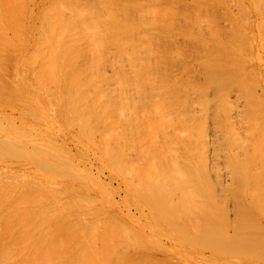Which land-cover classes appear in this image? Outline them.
<instances>
[{
  "label": "bare ground",
  "instance_id": "1",
  "mask_svg": "<svg viewBox=\"0 0 264 264\" xmlns=\"http://www.w3.org/2000/svg\"><path fill=\"white\" fill-rule=\"evenodd\" d=\"M32 1L0 0V97L15 104L32 122L49 128L53 122L46 121V116L58 119L56 123L63 133L72 134L80 151L77 157L70 156L52 136L48 137L50 134H42L43 128L30 121L16 125L1 110L0 153L27 159L31 164L28 182L35 184L13 196L11 192L27 180L13 171H3L15 177L0 174V211L16 215L22 205H27V218L35 216L31 224L18 222L21 217L11 214L17 225L0 221V232L4 231L0 233V264H197L175 252L164 253L161 236L147 237L136 221L127 223L112 214L108 188L90 173L93 167L81 165L86 156L92 158H86L91 163L97 161L99 171H107L120 181L126 197L138 209L146 208L159 224L176 231L183 242L208 249L209 259L226 264V259L242 262L246 258L264 264V249L259 251L264 237L246 235L248 229L251 233L262 231L260 225L264 223V194L260 195L264 192V133L256 131L250 116L262 115L264 122L263 111H247L249 122L248 115L243 118L247 127L252 125L246 128L249 155L243 152L245 156L240 157L239 150L247 145L237 142L234 127L233 132L228 130V157L225 154L223 159L228 160L231 181L228 186L219 181L220 172L225 170L219 172L225 149L221 115L227 110L223 98L230 88H245L244 94L251 96L247 91L250 82L239 77L242 62L236 60L242 51L241 40L235 39L240 31L235 29L234 43L227 38L230 44H222L214 34L204 33L206 28L198 31L201 21L186 11V1L181 0L185 4L176 10L172 0H44L36 13L29 9ZM251 2L258 10L257 0ZM33 14L35 20L29 26L36 28L37 35L31 39L26 34L30 29L27 19L31 23ZM209 89L215 97L214 115L210 112ZM260 103L254 106L261 108ZM209 114L215 119L221 115L217 121ZM209 120L214 123L212 130L221 136L220 143L215 135L208 145L207 134L214 136V132H207ZM13 136L28 145L11 143ZM212 145L213 158L208 155ZM32 163L36 167L33 171ZM210 172L219 183L208 177ZM67 179L82 184L84 190H72L71 184L64 183ZM246 181L251 185V196ZM214 184L221 191H216ZM89 186L106 195L101 205L105 203L107 208H96L97 198L89 193ZM6 189L9 197H4ZM58 193L67 199L61 203L55 200ZM245 194L250 196L246 195L248 203L243 199ZM228 200L233 204L234 222L229 224L234 223L233 229L226 220ZM29 202L45 210L41 207L43 213L41 208L36 212L37 205ZM9 206L13 211L6 209ZM53 215L59 223L52 221ZM49 219L52 225L56 223L54 227H41L37 232L43 224L47 226L45 221L50 225ZM242 246L250 249L242 252Z\"/></svg>",
  "mask_w": 264,
  "mask_h": 264
},
{
  "label": "rangeland",
  "instance_id": "2",
  "mask_svg": "<svg viewBox=\"0 0 264 264\" xmlns=\"http://www.w3.org/2000/svg\"><path fill=\"white\" fill-rule=\"evenodd\" d=\"M176 1H179V0H172V1H170L171 2V6L172 7H174L175 8V10L176 9H180V7L181 6H184V4L185 3H183V2H185L186 1V4H185V7H186V11H188V13H191V14H193V13H195L194 14V16L196 17V18H198V19H196L197 20V22L198 21H201L200 23H199V25H198V31L199 30H201V31H203V30H205V28H206V30H209V31H207L206 32V30L205 31H203L204 33H209L210 35H213L214 37H216V39L217 38H219V40L218 41H220L222 44H223V42L224 43H229L230 44V40L231 41H233V37H235L236 35V28L238 29V31H240V33H241V35H243V36H240V33L239 32H237V33H239V36H236L237 38H235V39H238L239 41L241 40V42H242V44L241 43H239L238 42V44L240 45L241 44V49H242V51H241V57L240 56H238L237 57V61H241L242 63H240L239 64V77L242 79L243 78V81H249L248 83V85H250V87L248 88L247 87V91H250L249 93L246 91L245 93H248V94H250L251 96H250V98L246 95V94H244V91L246 90L245 88V90L242 88V90L240 91V89H239V91L236 89V88H230V89H228L229 91H227L226 93H225V97L223 98V100L225 101L224 103H226V104H224V106H225V110H227V111H225L222 115L221 114H219L218 115V117L220 118V115H221V122L222 123H224L225 125L223 126V129H224V131L225 132H223V134H222V139H223V142H224V147H225V149L223 148V151H224V154H223V152H222V163H223V168H222V163H221V169H220V167H219V172L220 171H222V169H225V170H223V171H225V173L222 171V172H220V173H222L221 174V180L219 179V181L221 182V185H225V186H228V184H230V168H229V166L228 165H226V164H228L227 162H228V160H226V158H225V156H227V154H228V147H226V144L228 143L229 144V142H230V138H229V134H227V133H229L228 132V130H230V129H232L231 131L233 132L234 130V128L236 129L233 133H234V136H235V134H236V136H235V138L238 140L237 142L240 144V145H244V142H245V144L247 145V146H243L242 148H243V150L245 149V151H243L242 149L241 150H239V154H240V157H243V156H245V154L244 153H246L247 155H249V150L251 151V148L248 146V135H247V133H246V128H248L249 126H252V125H249L248 127L245 125L246 124V119H243V118H245V114L246 115H248L249 116V112L247 113V111H259V110H261V111H263V113H264V0H257V2L259 3L258 4V7H257V9L258 10H256V9H254L253 8V4H252V2H251V0H217V1H215V0H207L206 2L205 1H201V0H196V1H192V0H181V1H183V2H178V3H176ZM199 1V2H198ZM33 2V1H32ZM41 2L43 3L44 2V0H35L32 4L33 5H30L29 6V9L33 12V13H36L37 12V7L39 6H41ZM173 2H175V3H173ZM198 2V3H197ZM230 2V3H229ZM36 3V4H35ZM174 5H173V4ZM182 4V5H181ZM193 4V5H192ZM235 4V5H234ZM242 5V6H240V5ZM250 4L252 5V6H250ZM176 5V6H175ZM186 5H189V6H186ZM201 5L203 6V7H201ZM239 5V6H238ZM33 6V7H32ZM191 6V7H190ZM207 6H208V8H207ZM234 6V7H233ZM238 6V7H237ZM32 7V8H31ZM196 7H197V10H196ZM250 7V8H249ZM190 8V9H189ZM238 8V9H237ZM240 8V9H239ZM252 8V9H251ZM259 8H260V10H261V13H262V15H261V13H260V10H259ZM262 8V9H261ZM200 9V10H199ZM221 10V11H220ZM239 10H241L240 12H239ZM36 11V12H35ZM193 11V12H192ZM212 11V12H211ZM217 11V12H216ZM223 11V12H222ZM255 11V12H254ZM208 12V13H207ZM179 14H180V12H179ZM181 14H184V12L183 13H181ZM213 14V15H212ZM242 14V15H241ZM243 14H244V16H243ZM35 14H33L32 15V18H33V20H31V23H30V21H29V19H27L28 20V22H27V24H28V26L29 25H31L32 24V21H34L35 20V16H34ZM198 16H200V17H198ZM205 16H206V18H205ZM213 16V17H212ZM241 16V17H240ZM246 16V17H245ZM210 18H212V19H210ZM246 18V19H245ZM255 18V19H254ZM256 18H257V20H256ZM206 20V21H205ZM207 21H209L208 23H207ZM179 23H180V25H184V23L183 22H181V20L179 19ZM182 23V24H181ZM207 24V25H206ZM185 26V25H184ZM208 26V27H207ZM209 26H211V27H209ZM213 26V27H212ZM236 26V27H235ZM30 27V29H29V31L26 33L27 34V36L29 37V38H31V39H34L35 37H36V35H37V31H36V28L34 29L33 27H31V26H29ZM36 27V26H35ZM211 29V30H210ZM225 29V30H224ZM235 30V32L233 33V31ZM231 31H232V33H231ZM220 34V35H219ZM12 35V34H11ZM11 35H10V33H9V37H11ZM219 35V36H218ZM238 35V34H237ZM226 36V37H225ZM233 36V37H232ZM223 37H225V39L224 40H221V38H223ZM239 37V38H238ZM227 38H229L230 40L228 41V40H226ZM232 38V39H231ZM243 39H245L246 41V43H243ZM226 40V41H225ZM228 41V42H227ZM180 42L182 43V39H180ZM235 42V40L233 41V43ZM245 44V45H244ZM246 44H247V46H246ZM245 47H244V46ZM247 47V48H246ZM244 48V49H243ZM248 51H247V50ZM244 50V51H243ZM25 51V50H24ZM240 51V50H239ZM26 53L28 52V51H25ZM248 53V54H247ZM246 70V71H245ZM249 71V72H248ZM225 72H227V70H225ZM9 75H11V73L9 74ZM253 75V76H252ZM254 78V79H253ZM252 80H254V83L252 84ZM256 80V81H255ZM249 89V90H248ZM244 90V91H243ZM212 91V92H211ZM230 91H233V93H231ZM238 91V92H237ZM243 91V92H242ZM229 92V93H228ZM208 93H209V97H208V99H209V101H210V104L212 105L213 104V102H214V95H213V90L212 89H209V91H208ZM211 93V94H210ZM237 94V95H236ZM241 94H243V95H241ZM211 95L213 96V97H211ZM240 95V96H239ZM254 97V98H253ZM247 98V99H246ZM255 98L256 99H259L260 101H261V103H260V106H261V108H258L257 109V107H258V104L256 105L255 103H258L259 102V100H255ZM0 111L2 110L3 111V113H4V116L6 117V118H8L9 117V119H11V121H12V123H14V124H16V125H19L21 122H27V123H29V121H30V124H32V125H34V126H36V127H39L40 129L41 128H43V129H41V131L43 130V132H42V134L43 133H47L46 135L48 136L49 134V136L48 137H50V136H52V137H50V138H52V140L54 141V142H56L58 145H60V146H62V147H64L63 149L66 151V152H68L69 154H70V156H72V157H77L78 156V154H79V151H80V148H78V146H77V144H76V142H75V140H74V138H73V136H72V134H69V133H63V131H62V129L60 128V126L58 125V123H56V120H58V119H48V116H46V121H48V122H50V123H52L51 124V126L48 128L47 126H44L43 124H41V123H36V121L34 122H32V120L31 119H29L28 118V116H26V115H23V114H20L19 113V109H17V107L15 106V104H11V103H6V99H4V100H6V101H2V97H0ZM247 100H249V101H247ZM5 102V103H4ZM241 103H242V105H241ZM9 106H8V105ZM248 104V105H247ZM252 104H253V107H252ZM7 105V106H6ZM241 105V106H240ZM257 106V107H255V106ZM12 106V107H11ZM239 107V108H238ZM254 107H255V109H254ZM212 108V109H211ZM211 110H210V112H212V110L214 109V106L212 105L211 106ZM232 110V111H231ZM2 111L0 112L1 114H3L2 113ZM214 111V110H213ZM229 111V112H228ZM209 112V113H210ZM236 112V113H235ZM246 112V113H245ZM227 113V114H226ZM6 114V115H5ZM211 114H213V112L211 113ZM211 114H209L210 115V117L212 118L213 117V115H211ZM209 115H208V119H209ZM226 115V117H224ZM228 115H230V116H228ZM243 115H244V117H243ZM228 116V117H227ZM237 116V117H236ZM239 116V117H238ZM242 116V117H241ZM247 116V122H249V119H250V116H252L251 117V120H253V122L255 123V125H256V131H260L261 130V133H264V131L262 132V129H264V122L261 120V118H262V115H255V114H253V115H250L249 117ZM24 117V118H23ZM27 117V118H26ZM218 117H216V119H215V117H213L215 120H217L218 121ZM222 117H224V118H222ZM231 117V118H230ZM228 118H230V119H228ZM239 118V119H238ZM240 118H242L241 120H240ZM249 118V119H248ZM253 118V119H252ZM224 119V120H223ZM220 120V119H219ZM225 121H228L229 123L227 124V122L225 123ZM242 121V122H241ZM245 121V122H244ZM215 122V121H214ZM220 122V123H221ZM232 122V123H231ZM244 122V123H243ZM35 123V124H34ZM211 123V124H210ZM222 123H221V125H222ZM209 125H208V131L207 132H210V133H213L214 132V130H212V127H211V125H214V123L213 122H210V120H209V123H208ZM231 124V125H230ZM56 125V126H55ZM258 125V126H257ZM42 126V127H41ZM232 126V127H231ZM243 126H245L244 128H242ZM59 127V128H58ZM210 127H211V131H210ZM224 127H228V129H227V131H226V128H224ZM234 127V128H233ZM241 127V128H240ZM214 128H215V126H214ZM239 128H240V130H239ZM62 132H61V131ZM237 130H238V132H240V133H238L237 132ZM243 130V131H242ZM48 131H49V133H48ZM255 131V132H256ZM54 134V135H52V134ZM215 133V132H214ZM212 134V135H214V136H212L211 137V134H207V136L209 137V139H208V145H210L211 143H213L212 141H213V139L216 137L215 135H218V132H216L215 134ZM224 133H226V135L224 134ZM244 133V134H243ZM243 134V135H242ZM244 135H247V136H244ZM262 135V134H261ZM219 136V135H218ZM207 137V138H208ZM244 137V138H243ZM220 138H221V136H219L218 137V141L220 140ZM246 138L248 139V140H246ZM259 139H261V138H263V137H258ZM57 139V140H56ZM72 139V140H71ZM232 139V138H231ZM225 140V141H224ZM243 140V141H242ZM14 141H16L18 144H23V145H28V144H25L24 142L23 143H21V142H19L20 141V138L18 139L16 136H13L12 138H11V140H10V142L11 143H13ZM247 141V142H246ZM261 141H263L264 142V140L263 139H261ZM15 142V143H16ZM219 143H220V141H219ZM221 143H222V141H221ZM223 144V143H222ZM76 145V146H75ZM228 146V145H227ZM30 147V146H29ZM210 147H212L211 149H213L214 148V145H212V146H209V153H208V155H209V157L211 156L212 157V153L211 152H213V150L211 151V149H210ZM222 147H223V145H222ZM250 149H249V148ZM247 149V150H246ZM249 149V150H248ZM244 152V153H243ZM247 152H249V153H247ZM83 153V152H82ZM84 155H85V153H83ZM226 154V155H225ZM12 155L13 154H9V155H4V154H1L0 153V169L2 170H0V174L4 171V172H9L10 171V174H11V172L13 171V173L15 172V175L17 174V175H19V176H22L25 180H27L26 182H28V177H30V175L28 174V169L29 170H31V164H30V162H28V160L27 159H25V158H16V157H12ZM223 155H225L224 156V159H223ZM241 155H243V156H241ZM2 157V158H1ZM9 157H10V159H9ZM228 157V156H227ZM5 158V159H4ZM6 158H8V159H6ZM42 158H43V156H42ZM86 158H88V160H90V161H92L91 159L92 158H90L89 156H86L85 157V160L84 161H81V165H84L85 167L87 166V169H90L91 167H93L92 169H90L89 171H90V173L91 174H93V175H96L97 177H98V179L105 185V187L106 188H108L107 189V191H106V193H108L109 194V196L107 197V199H111L112 200V202H113V206H114V209H113V211L111 212L112 214H114V215H116V216H120V218L122 219V220H124V221H126L127 223L128 222H132L133 223V221H136L137 223H138V227L139 228H141V230H142V232L145 234V235H147V237H153V238H159L160 236V238H159V240H160V246H161V248H162V250L164 251V253L165 252H168V253H172V252H175V253H177V254H180V255H183V257H185V258H187V259H189V260H191V261H193V262H196L197 264H200L201 262H203V263H205V264H223L222 263V261L221 260H216V261H214L213 259H209V250L208 249H206V248H203V247H199V246H197V245H191V244H187L186 242H183L182 240H181V238L179 237V234L176 232V231H173V230H171V229H168V228H166V227H164L163 225H161V224H159L158 222H157V220L156 219H154V218H152V216H151V214H150V212L146 209V208H139L138 209V207H136L132 202H131V200L130 199H128L127 197H126V194H125V192H124V188H123V186H121L122 184L120 183L119 184V180H116V179H114L112 176H110L109 174H108V172L107 171H99V169H98V163H97V161L95 160V159H93V162L91 163L90 161H87V159ZM213 158V157H212ZM18 159V160H17ZM48 160V158L47 157H45V160ZM12 160V161H11ZM225 160H226V162H225ZM87 163H86V162ZM96 161V162H95ZM84 162V163H83ZM4 163V164H3ZM89 163H91L90 165H89ZM225 163V164H224ZM6 164V165H5ZM32 165H33V169H32V171L36 168L35 166H34V164L32 163ZM89 165V166H88ZM225 165L226 166H228L227 168H228V170H227V168H225ZM6 166V167H5ZM35 167V168H34ZM96 170H98L97 172H96ZM91 171H93V172H91ZM4 172L2 173L3 175H5L4 174ZM100 172V173H99ZM6 173V175L5 176H10V175H8ZM12 173V175L10 176V177H12V176H14L15 177V175ZM227 173V174H226ZM229 173V174H228ZM101 174V175H100ZM211 174V176H209ZM16 175V176H17ZM209 175H208V177L211 179V180H214L215 182L218 180L216 177H215V174L213 173L212 174V172H210L209 173ZM218 175H220V174H218ZM225 175V176H224ZM19 176H17L18 178H20ZM28 176V177H27ZM100 177V178H99ZM217 177H219V176H217ZM220 178V177H219ZM15 179V178H14ZM245 179V178H244ZM219 181H217V183H219ZM25 182V181H24ZM26 182L25 183H23L24 184V186L23 185H21L19 188H17V190L15 191V192H11L12 193V195L14 196V194H16V195H18L17 193L19 192V190H22V188L24 189V188H26L27 186L28 187H30L29 185H34L35 184V182H33V181H29L28 183H27V185H26ZM71 180H69L68 181V179L65 181L64 180V183L67 185V186H69L70 184L72 185L71 187H69V188H71L72 190H74V191H83L84 189L81 187V186H83L82 184H80L79 185V183H75V182H71ZM111 182V183H110ZM246 182H248V181H246ZM31 183V184H30ZM73 183V184H72ZM214 183V182H213ZM216 184V183H215ZM214 184V185H215ZM216 185H219V184H216ZM215 185V186H216ZM246 186H247V188L249 189L248 190V194L251 196V191H250V189H251V185L249 184V182L248 183H246ZM217 187V186H216ZM215 187V188H216ZM16 187H14V189H15ZM5 189V188H4ZM81 189V190H80ZM88 189H90L89 190V193H91L95 198H97V199H95L97 202V205H95L96 206V208L97 209H102V208H104L105 209V207H104V205H105V203H103L102 205H101V203H102V201L101 200H103V197L104 198H106V195L104 194V193H102V192H100L98 189H96V188H93V186H89L88 187ZM8 189H6L5 191V193H4V197H9V195H11V193L9 194L8 193V191H7ZM13 191V190H12ZM94 191V192H93ZM113 191V192H112ZM216 191H221L220 190V188H219V186L216 188ZM10 192V191H9ZM217 192V193H218ZM7 193V194H6ZM20 194V193H19ZM28 194H29V191H28ZM90 194V195H91ZM113 194V195H112ZM263 194H264V192L263 193H261L260 195L263 197ZM15 195V196H16ZM42 195L44 196V193H42ZM58 196V198L56 197V198H54L55 200H60L59 202L61 203L62 201H64L65 199H67V198H65V195H60V193H58L57 194ZM105 195V196H104ZM219 195H220V193H219ZM247 194H245V196L243 195V199H246V197L247 196H249V195H247ZM54 196V195H53ZM56 196V195H55ZM54 196V197H55ZM249 196V197H250ZM59 197H61V198H59ZM112 197V198H111ZM28 198V197H27ZM25 200H26V198H24ZM24 199H22L23 201H24ZM28 200H30L29 198L27 199V201ZM128 200H129V204H130V206H129V204H128ZM231 200V199H230ZM230 200H228L227 201V207H226V212H227V210L229 211L228 213H226V216H227V218H226V220H227V222H229L228 223V228H229V224H230V222L232 223V221L234 220L233 219V217H234V215L232 214L233 212H231V205H233L232 204V202H230ZM247 200V199H246ZM27 203V202H26ZM246 203V201L244 200V204ZM247 203H248V200H247ZM17 204V203H16ZM20 204H24V203H22V201H21V203ZM30 204H34V203H32V202H29V205ZM123 204H125V205H123ZM240 204V206H241V204L242 203H239ZM34 205H37V204H34ZM39 205V204H38ZM38 205L35 207V211L37 210V209H39L40 210V208L42 207L43 209H44V206H40L39 205V208H38ZM19 206V204H17V206L16 207H18ZM243 206V205H242ZM21 206H19L18 208H20ZM22 207H24L23 208V210L25 209H27L28 210V208H27V205L26 206H24V205H22ZM22 207L20 208V209H18V211L20 212V211H22L21 213H19L18 211V213H19V215H18V213L15 215L14 213H10V211L7 209V208H11L10 206L9 207H6V209L8 210V214H5L6 213V211L4 210H2V211H0V215H2L1 217L2 218H0V221L1 220H5V221H9L11 224L13 223V224H15V225H17V223L19 222V220L18 219H20L21 221L20 222H22L23 223V221H25L26 220V222L25 223H30L31 224V222H32V220L34 219V217L33 216H35V212H33V213H29V215H32V214H34L33 216H31V218H30V216H29V218H30V222H29V218H27L28 217V213L27 212H25V210L23 211L22 210ZM28 207H30V206H28ZM31 207H33V206H31ZM34 207H33V209H34ZM132 207V208H131ZM246 207V206H245ZM41 208V210L39 211L40 213H43V212H41V211H43V209ZM107 208V207H106ZM235 207H233V209H234ZM243 208V207H242ZM13 209V208H12ZM12 209H10L11 211H13ZM16 208H14V210H17ZM33 209H31V210H33ZM232 209V210H233ZM29 210H30V208H29ZM45 210V209H44ZM52 210V209H51ZM50 209H48V211L50 212L51 211ZM112 210V209H111ZM135 212H134V211ZM234 211V213H235V209L233 210ZM3 212H5V213H3ZM37 212V211H36ZM46 212V211H45ZM13 215L14 217H18V216H20L21 218H17V220H18V222H16V221H14L13 220V216H11V215ZM22 214H24L23 216L24 217H26V219L24 218V217H22L21 215ZM58 213H55L54 215L56 216ZM122 214V215H121ZM256 214L257 215H259V212H256ZM262 214H264V211H262V213H261V215ZM27 215V216H26ZM36 215H38V214H36ZM40 215H42V214H40ZM52 216V218L53 219H55V220H52V221H54V222H58V220L56 221V218H55V216ZM59 215V214H58ZM58 215H57V217H58ZM140 215V216H139ZM23 218V219H22ZM39 218H41V217H39ZM51 218V219H52ZM60 218V216L58 217V219ZM139 218H141V219H139ZM13 220V222H11ZM23 220V221H22ZM27 220H28V222H27ZM141 220V221H140ZM229 220V221H228ZM48 221V220H47ZM47 221H45L46 223H47V226L46 225H44L43 224V226H40V228H38V231L37 232H39V231H41V227H44V228H46V230L49 228L50 230L52 229V227H54L53 225H55V224H53L52 225V221L49 219V224L50 225H48V222ZM234 222V221H233ZM44 223V222H43ZM59 223V222H58ZM154 223V224H153ZM13 224H12V226H13ZM14 225V226H15ZM148 225V226H147ZM232 226H230V228L229 229H233L234 227H233V225H234V223L233 224H231ZM52 226V227H51ZM233 227V228H232ZM260 227H262V231H260ZM260 227H258V228H260L259 229V231L257 230L256 231V233L254 232V231H252V233H251V229H248V231H246V235L248 236V237H251V236H253V234L254 235H256V236H258L259 235V238H262V237H264V230H263V228H264V223L262 224V226L260 225ZM14 228V227H13ZM29 228V227H28ZM43 228V229H44ZM153 228H155V231H156V233H155V231H154V229ZM160 228V229H159ZM40 229V230H39ZM42 229V230H43ZM228 229V230H229ZM28 230V229H27ZM30 230V229H29ZM159 230V231H158ZM167 230H169V231H167ZM243 230V229H242ZM1 232H4V231H1ZM0 232V233H1ZM37 232H36V234H37ZM159 232V233H158ZM169 232H172V233H169ZM7 233V232H6ZM40 233V232H39ZM155 235V236H153V234ZM169 233V234H168ZM177 233V234H176ZM48 234V233H47ZM46 234V235H47ZM162 234V235H161ZM244 234V235H245ZM8 235V234H7ZM158 235V236H157ZM260 235H261V237H260ZM2 236V235H1ZM0 236V238H2ZM6 236V235H5ZM5 236H4V238H5ZM21 236H23L22 234L20 235V237ZM41 236V235H40ZM40 236H37V237H40ZM56 239V238H55ZM263 239V238H262ZM178 242V243H177ZM180 242V243H179ZM244 246V245H243ZM243 246H242V248H243ZM196 247H197V249H196ZM245 247V246H244ZM247 248L245 249V248H243L242 249V252H244L245 250H249L250 248L248 247V246H246ZM255 249V248H254ZM259 249H261V250H259ZM259 249H256L257 251L259 250V251H262L263 249H264V246L262 247V248H259ZM196 250H198L199 251V253H197L198 251H196ZM244 250V251H243ZM256 250H255V252H256ZM12 251V250H11ZM14 252H15V250H13ZM12 251V252H13ZM191 251V252H190ZM251 251V250H250ZM249 251V252H250ZM259 251L258 252H256V255H258L259 254ZM193 252V253H192ZM194 252H196V253H194ZM202 252V253H201ZM254 251H252L251 253L253 254V255H255V253H253ZM190 253V254H189ZM205 253V254H204ZM12 254H15V253H12ZM257 257V256H256ZM233 260V261H232ZM208 261V262H207ZM210 261H212L211 263H210ZM244 261V262H243ZM243 261L241 262V261H239V260H237V259H226L225 260V262H226V264H245V263H247V264H257L258 262H256L255 260H249L248 261V259H243ZM232 262H234V263H232ZM115 264H118V263H115Z\"/></svg>",
  "mask_w": 264,
  "mask_h": 264
}]
</instances>
